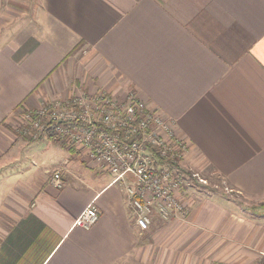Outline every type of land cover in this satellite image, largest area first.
Here are the masks:
<instances>
[{
    "label": "crops",
    "instance_id": "obj_1",
    "mask_svg": "<svg viewBox=\"0 0 264 264\" xmlns=\"http://www.w3.org/2000/svg\"><path fill=\"white\" fill-rule=\"evenodd\" d=\"M99 90L173 120L184 170L246 202L188 176L187 218L142 232L110 174L17 133L41 103ZM263 261L264 0H0V264Z\"/></svg>",
    "mask_w": 264,
    "mask_h": 264
},
{
    "label": "built area",
    "instance_id": "obj_2",
    "mask_svg": "<svg viewBox=\"0 0 264 264\" xmlns=\"http://www.w3.org/2000/svg\"><path fill=\"white\" fill-rule=\"evenodd\" d=\"M22 126L26 137L60 142L110 174L113 183L124 188L142 232L150 229L156 216L164 221L187 218L189 210L181 196L186 181L179 165L189 144L178 136L173 120L148 108L134 93L114 96L99 90L48 100L36 111L26 112ZM192 177L201 180L197 173ZM52 182L62 187L61 170ZM98 219V209L91 204L75 225L90 230Z\"/></svg>",
    "mask_w": 264,
    "mask_h": 264
},
{
    "label": "rangeland",
    "instance_id": "obj_3",
    "mask_svg": "<svg viewBox=\"0 0 264 264\" xmlns=\"http://www.w3.org/2000/svg\"><path fill=\"white\" fill-rule=\"evenodd\" d=\"M37 2H38V0H37ZM22 129H23V126L17 128V133L19 134L20 138H28L24 135ZM49 141H50L49 139H42V140H39L38 142H42V144L44 146H47L49 144L50 146L62 148V144L60 142H56V141L55 142L54 141L49 142ZM191 173L196 174V172H191ZM197 174L200 177V174L199 173H197ZM199 182L201 185L204 186V188L200 187V190H204L205 194H212L213 193V192H211V189H212L214 191L223 192L225 194V197H227V198L234 199L233 197H235L236 202H239V203L246 202L241 195L237 194L235 191L229 190L228 186L226 185V183L224 181L214 182L213 180H208V181L200 180ZM240 196H241V198H236V197H240ZM155 214H157V210H155ZM258 264H264V261L260 262Z\"/></svg>",
    "mask_w": 264,
    "mask_h": 264
},
{
    "label": "trees",
    "instance_id": "obj_4",
    "mask_svg": "<svg viewBox=\"0 0 264 264\" xmlns=\"http://www.w3.org/2000/svg\"><path fill=\"white\" fill-rule=\"evenodd\" d=\"M182 165H183V162L179 165V166H180V174H181L182 176H184L185 181L187 180L188 176H189L190 178H193V177H192V173H191V172H188L187 170H184V168L182 167ZM196 180H197V179H196Z\"/></svg>",
    "mask_w": 264,
    "mask_h": 264
}]
</instances>
